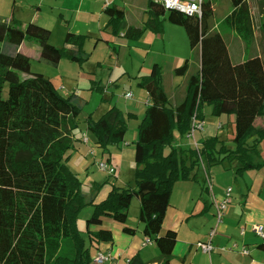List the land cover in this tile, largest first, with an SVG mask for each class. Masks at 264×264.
<instances>
[{
  "label": "trees",
  "instance_id": "obj_1",
  "mask_svg": "<svg viewBox=\"0 0 264 264\" xmlns=\"http://www.w3.org/2000/svg\"><path fill=\"white\" fill-rule=\"evenodd\" d=\"M227 1L231 10L223 19L224 27L253 44L258 28L249 0ZM216 2L207 0L199 19L148 0L144 27H128L125 32L138 38L146 30L163 33L165 21L180 25L191 46H201L202 65L189 78L186 96L178 105L172 104L160 83L162 67L154 75L141 77L139 85L152 102L139 124L134 146L136 185L113 183L101 202L96 200L102 185L84 192L79 175L69 165L81 131L78 117L87 100L76 90L64 96L50 78L32 72V56L22 51L26 30L13 13L0 16V264H93L98 246L114 240L112 230H94L105 218L135 233V228L126 225L134 196L140 201L145 235L169 264L178 231L161 234V230L177 183L196 181L203 164L210 168L236 162V172L243 173L264 163L255 161L264 142V61L257 52L243 62L232 61L226 39L216 27ZM104 12L116 33L127 28L116 7ZM260 27L264 31V23ZM86 39L69 31L63 46L46 42L37 48V57L54 67L65 57L86 62L92 55L86 50ZM10 70L26 77L10 82L4 97ZM188 70L186 59L174 74L181 77ZM206 104L215 116L235 115L233 147L218 135L205 137L201 144L191 141L198 129L193 131L194 116L202 124ZM134 116L113 106L99 119L89 115L85 122L97 146L106 152L122 140L128 119ZM260 119L263 125L257 124ZM88 207L92 210L84 230L79 226L80 213ZM259 247L264 250V242ZM127 264L146 263L134 256Z\"/></svg>",
  "mask_w": 264,
  "mask_h": 264
},
{
  "label": "rangeland",
  "instance_id": "obj_2",
  "mask_svg": "<svg viewBox=\"0 0 264 264\" xmlns=\"http://www.w3.org/2000/svg\"><path fill=\"white\" fill-rule=\"evenodd\" d=\"M118 4L121 16L128 14L127 16L133 20L140 21L144 2L135 0L133 3H129L127 0H118ZM229 5L227 0H217L216 2V20L222 32L228 30L221 24V19L228 12ZM103 6L104 0H0V16L10 17L13 13L26 30L27 37L23 51L32 56V72H40L50 78L64 96H68L76 90L82 98L87 100L78 117L80 130H85V127L87 130L85 121L89 115H92L94 119H99L113 106L125 110L129 107L132 108L138 100L141 101L143 105L139 109L141 111H138L139 117L134 116L128 119L129 130L122 135V138L126 136L125 139L131 143L137 141L139 124L149 105L147 91L139 85L140 76L155 74L157 67H162L164 70L169 64L167 61L178 67L183 64L186 58H189L190 69L187 77L175 76L172 72L160 78L161 85L168 90L169 95L175 100L176 96L185 89L189 78L200 67L199 51H201V47H192L186 29L169 22H166L165 31L161 34L146 30L138 38H133L124 35L128 27L116 33L113 27L108 26L109 17L107 15L100 19L99 14H95L99 10V13L102 12L103 15ZM69 31L87 36L85 47L87 51L92 53L88 61L78 63L65 57L57 67H54L38 59L37 48L39 46L49 42L61 47L64 45L65 36ZM232 48L236 49V43L232 45ZM259 54L264 61V53L259 52ZM242 55L246 56L244 52L238 54L236 52L235 58ZM234 63L237 64L240 61H234ZM25 77L26 75L20 71L10 70L3 89L4 97L8 96L10 82L19 81ZM128 92L132 93L131 98L126 97ZM204 108L207 123H209L215 115L212 114L211 105L206 104ZM228 115H222L225 120L224 137L226 138H229L235 128V115ZM229 117H232L231 120ZM259 121L257 124L261 125ZM87 134L90 139V146H93L96 151V156L89 154L86 168L81 171V176L93 178L102 185L101 189L103 190H106L113 183L119 185L117 179L101 171L98 164H95L96 161L100 160L109 163L110 155L108 151L104 152L102 148L97 146L96 136L92 132L88 131ZM234 137L232 136L231 139L225 141L230 147L234 146ZM193 140L194 138H191L194 144ZM189 143L191 142L189 141ZM115 145L109 148L114 151ZM92 151L95 152L91 150V153ZM102 155H104V159H102ZM226 163L230 167V163ZM231 166L237 170L239 165L235 162ZM122 170L124 171L125 184L135 187L136 180L132 163L131 165L124 164ZM120 186L122 185L120 184ZM88 208L80 213L79 224L80 228L84 230L90 214ZM139 213L140 201L134 196L126 225L136 227L140 222ZM116 223L118 224V222Z\"/></svg>",
  "mask_w": 264,
  "mask_h": 264
},
{
  "label": "crops",
  "instance_id": "obj_3",
  "mask_svg": "<svg viewBox=\"0 0 264 264\" xmlns=\"http://www.w3.org/2000/svg\"><path fill=\"white\" fill-rule=\"evenodd\" d=\"M111 1V6L116 7L118 15L121 16L119 13L120 6L118 4V0ZM133 1L135 0H127L129 3H133ZM141 2H144L145 4H142L143 14L140 21L133 20L130 16H127L128 14L126 16H121L123 17L126 27H133L136 29H142L144 27V23L147 18L145 12L148 0H141ZM249 2L256 26L258 28L255 42L253 44H247L242 37L229 29L222 32L221 28L219 29L218 25L216 26L226 39L233 62H243L253 52H257L258 54L259 52L264 53V31L260 27L264 23V0H249ZM214 7L216 12V3ZM104 9L105 8L103 6V15L102 12L99 13V10L95 12V14H99L100 19H102L104 15H107L104 12ZM230 10L231 7H229L228 12L221 19V24H223V19L230 12ZM166 22L169 21H165V24ZM234 43H236V49L232 48ZM24 45L22 47V51L24 49ZM236 52L237 54L239 52H244L246 56L242 55L239 58H235ZM199 56L200 67L198 71L201 69L202 65L201 51H199ZM259 56L261 57L260 54ZM167 64L168 66L164 68L161 78L166 76V74L172 72L174 73V69L176 68L174 64L168 61ZM127 73L129 72L127 71ZM187 73L184 77H187ZM151 75H154V73ZM187 87L188 82L185 89L176 96L175 100L169 95V92L165 87L164 89L172 104L178 105L185 98ZM148 98L147 102L149 101L148 103L151 104L152 100L149 95ZM142 105L143 103L138 100L132 108L129 107L122 111L139 117L138 111H141L139 109L142 108ZM231 118L232 117H229L230 120ZM259 122L263 125V121L261 119ZM224 130L225 120L223 116H213L209 123H207V116H205L202 128L197 129L195 132V140H193L194 144H201L205 137L218 135L221 140L228 141L232 136H235V128L229 138L224 137ZM87 132L88 130H86V127L85 130L78 132L77 137L79 140L75 144L76 150L73 152L69 160V165L79 175L84 192L90 193L94 186L99 184V182L89 176H81V171H84L86 168L89 154L94 157L96 156L94 147L90 146V139ZM84 134L88 136V143H83L80 140ZM125 137L126 136H123L122 140L115 145L116 149H114V151H112L111 148L108 150V154L110 155L109 163L116 168L115 175L111 177L117 179V183L122 186H126L123 179L124 171L122 170L124 164L128 163L131 165L132 163L134 172L136 168L134 165V146L136 141L129 143ZM259 149L260 156L255 157V161L263 163V144L259 145ZM91 150H94L95 154H92ZM102 159H104V155H102ZM97 162L98 161H96L95 164H97ZM233 164L235 163L230 164V167H228V163L225 162L223 165H217L210 168H207L206 165L203 164L202 168L199 170L196 181H180L173 189L171 195V205L166 213L161 230V234L166 233L170 229L178 231V242L174 248L169 264H264V250L259 247V244L264 242V238L259 236L255 231L256 225H263L264 227V163L259 168H251L243 173H237L236 169L231 166ZM209 182L211 185H209ZM230 188L231 197L224 209L223 221L217 226L215 234L211 237V229L217 225V218L215 217L216 208L214 205L215 200L222 201L226 197V193ZM111 189L112 184L111 186H108L106 190L101 189L96 201H103ZM88 209V212L91 213L92 207H89ZM123 226L124 225L119 223L117 224L111 218H105L101 225L94 227V230L107 228L113 232L114 240L112 242L101 243L97 249L102 252H112L113 258L106 261L104 264H127L129 259L134 256H139L146 264H166L161 257L159 248L154 242L147 245L144 244L146 239L150 237L145 235L144 224L142 225L141 221L136 227L127 225L135 228L136 231L133 234L124 231ZM208 240H211L213 246L215 247L211 254L204 252L197 245L200 241ZM235 242L239 244V248L230 250L229 248H232ZM243 246H246L249 249L248 254L240 251ZM223 247L228 248V250H222Z\"/></svg>",
  "mask_w": 264,
  "mask_h": 264
},
{
  "label": "built area",
  "instance_id": "obj_4",
  "mask_svg": "<svg viewBox=\"0 0 264 264\" xmlns=\"http://www.w3.org/2000/svg\"><path fill=\"white\" fill-rule=\"evenodd\" d=\"M153 1L162 4L167 10H177V11L183 12L189 16H194V17L201 19L203 17V13H204V3L207 0H153ZM111 2H112L111 0H104V8L110 7ZM126 97L131 98L132 93L128 92L126 94ZM202 126H203V123L202 124L197 123L196 118L194 116L193 131L196 128L201 129ZM192 137H194V133L192 134ZM81 141L83 143H88V136L86 134H84L81 137ZM92 153H95V152L92 151ZM97 164H98V167L101 171L106 172L110 176L115 175L116 168L113 165H111L109 163H105L103 161H98ZM209 185H211L210 182H209ZM230 197H231V188L228 189V191L226 193V197L222 201H216L215 200L214 205L216 208L217 225L212 229L211 237L215 234V232L217 230V226L223 221L224 209L226 208L227 203L230 200ZM255 231L259 236L264 238V227H263V225H256ZM242 233H243V230H242ZM152 242H153L152 239L147 238L144 244L147 245V244H150ZM197 245L204 252H207L209 254H211V252L215 249L211 240L200 241L197 243ZM238 248H239V244L237 242H235L233 244L232 248H229V249L233 250V249H238ZM222 250H228V248L223 247ZM240 251L242 253H245V254L249 253V249L246 246L241 247ZM112 258H113L112 252H110V251L109 252L99 251L94 256L93 264H104L106 261L111 260Z\"/></svg>",
  "mask_w": 264,
  "mask_h": 264
}]
</instances>
